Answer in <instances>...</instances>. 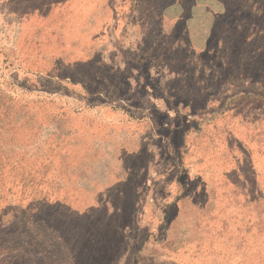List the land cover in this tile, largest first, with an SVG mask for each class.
<instances>
[{"label":"rangeland","instance_id":"rangeland-1","mask_svg":"<svg viewBox=\"0 0 264 264\" xmlns=\"http://www.w3.org/2000/svg\"><path fill=\"white\" fill-rule=\"evenodd\" d=\"M0 264H264V0H0Z\"/></svg>","mask_w":264,"mask_h":264}]
</instances>
